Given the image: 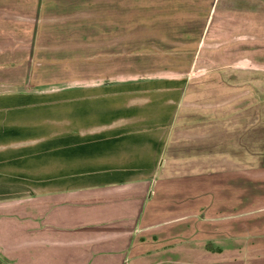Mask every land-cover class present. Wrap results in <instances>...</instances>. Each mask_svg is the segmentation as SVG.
Wrapping results in <instances>:
<instances>
[{
    "label": "crops",
    "instance_id": "crops-1",
    "mask_svg": "<svg viewBox=\"0 0 264 264\" xmlns=\"http://www.w3.org/2000/svg\"><path fill=\"white\" fill-rule=\"evenodd\" d=\"M92 4L0 0V258L264 264V207L221 198L264 189V59L124 81Z\"/></svg>",
    "mask_w": 264,
    "mask_h": 264
},
{
    "label": "rangeland",
    "instance_id": "rangeland-1",
    "mask_svg": "<svg viewBox=\"0 0 264 264\" xmlns=\"http://www.w3.org/2000/svg\"><path fill=\"white\" fill-rule=\"evenodd\" d=\"M92 10V31L106 30L101 37L92 32V37L93 41H106L102 52L106 48L107 74L118 75L124 81L209 72L206 68L214 59V42L224 46L215 48L216 55L220 53L222 57L227 46L231 50L230 57L224 56L229 59L215 58L219 65L232 62V58L248 57L253 63L249 69L258 73L260 68L255 62L264 59V49L251 53L240 49V45L248 46L254 37L257 41L252 40L253 44L260 49L264 45V0H93ZM238 35L251 40L240 44ZM197 59L202 60L200 65L205 69L198 70ZM261 173L253 171L246 179L259 180ZM244 175L247 173L236 175L235 184L227 194L221 192V198L226 197L229 202L233 199L235 204L247 203L245 197L250 192L251 208L264 207V189L255 188L254 183L250 190L240 183Z\"/></svg>",
    "mask_w": 264,
    "mask_h": 264
},
{
    "label": "trees",
    "instance_id": "trees-1",
    "mask_svg": "<svg viewBox=\"0 0 264 264\" xmlns=\"http://www.w3.org/2000/svg\"><path fill=\"white\" fill-rule=\"evenodd\" d=\"M0 262H1L2 264H5V263H6V262L4 263V260L1 259V258H0ZM6 264H7V263H6Z\"/></svg>",
    "mask_w": 264,
    "mask_h": 264
}]
</instances>
